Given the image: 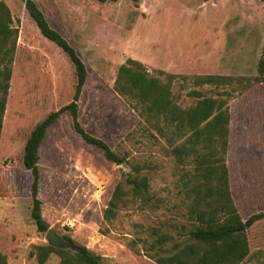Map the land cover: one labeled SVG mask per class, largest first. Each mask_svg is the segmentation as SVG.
<instances>
[{
  "label": "rangeland",
  "instance_id": "374dc122",
  "mask_svg": "<svg viewBox=\"0 0 264 264\" xmlns=\"http://www.w3.org/2000/svg\"><path fill=\"white\" fill-rule=\"evenodd\" d=\"M34 1L87 67L78 102L80 124L125 159L122 165L108 162L74 132L67 115L48 129L39 148L38 198L42 220L64 241V249L83 246L100 264H156L148 258L153 253L150 229L173 237L164 247L163 255H170L191 228L185 194L190 159L176 163L171 142L113 92L118 68L129 59L152 77L174 76L171 94L182 109L203 98L225 102L230 116L226 162L235 207L243 220L264 211L260 0ZM0 2L18 32L0 132V254L7 264H37L32 247L48 244L30 217L32 178L22 163L23 146L39 122L71 102L76 78L68 58L41 36L21 0ZM205 76L220 80H194ZM132 167L149 178L148 192L138 199L128 195L116 217L103 222L116 183ZM247 239L249 254L240 264H264V220L247 230ZM58 261L51 255L45 264Z\"/></svg>",
  "mask_w": 264,
  "mask_h": 264
},
{
  "label": "trees",
  "instance_id": "16d2710c",
  "mask_svg": "<svg viewBox=\"0 0 264 264\" xmlns=\"http://www.w3.org/2000/svg\"><path fill=\"white\" fill-rule=\"evenodd\" d=\"M99 3L116 0H96ZM28 18L41 36L54 44L68 58L76 78L71 102L48 114L29 134L23 146L22 163L31 174L30 217L38 232L46 233L47 225L41 217V202L38 198L39 148L49 128L57 123L62 115H67L74 132L81 140L101 152L110 163L122 165L124 158L118 157L101 139L88 134L79 122V107L82 90L88 78L87 67L68 41L47 21L44 13L34 0H21ZM264 7V0H260ZM9 9L0 2V132L4 106L17 41V29L12 28ZM259 75H264V40L258 62ZM165 81L152 77L137 61L127 60L118 68L113 92L126 100L140 118L153 124L160 136L168 139L171 154L176 163L183 165L190 159L193 165L189 173L186 198L191 228L183 243H175L174 252L163 255L164 247L173 237L160 228H151V254L148 258L156 264H240L249 254L247 230L255 223L264 220V211L243 220L235 207L231 194L230 172L226 162L229 146L230 116L222 100L203 98L193 107L182 109L171 94L172 75ZM199 84H216L215 76L197 77ZM264 80V79H263ZM176 141L179 144L173 145ZM149 189V178L139 167H132L130 174H124L116 183L102 212V221L110 223L120 208L132 198H144ZM71 244V239L64 238ZM133 244V243H132ZM73 251L51 245L33 246L30 256L37 264H45L51 255L59 258L57 264H100L99 257L83 246L72 245ZM0 264H7L0 254Z\"/></svg>",
  "mask_w": 264,
  "mask_h": 264
},
{
  "label": "water",
  "instance_id": "95a60500",
  "mask_svg": "<svg viewBox=\"0 0 264 264\" xmlns=\"http://www.w3.org/2000/svg\"><path fill=\"white\" fill-rule=\"evenodd\" d=\"M45 241L47 242L48 245H51V246L57 247V248H61V249H64L66 246L64 241L60 237L56 236L54 231H52L51 229H48L46 231Z\"/></svg>",
  "mask_w": 264,
  "mask_h": 264
}]
</instances>
